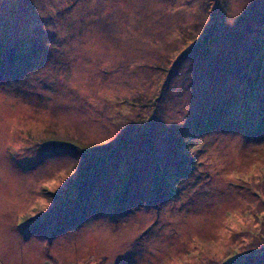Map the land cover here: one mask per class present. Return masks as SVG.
I'll use <instances>...</instances> for the list:
<instances>
[{
	"label": "rangeland",
	"instance_id": "1",
	"mask_svg": "<svg viewBox=\"0 0 264 264\" xmlns=\"http://www.w3.org/2000/svg\"><path fill=\"white\" fill-rule=\"evenodd\" d=\"M261 117L264 0H0V264H264Z\"/></svg>",
	"mask_w": 264,
	"mask_h": 264
},
{
	"label": "trees",
	"instance_id": "2",
	"mask_svg": "<svg viewBox=\"0 0 264 264\" xmlns=\"http://www.w3.org/2000/svg\"><path fill=\"white\" fill-rule=\"evenodd\" d=\"M260 119H261V120H259V122H261V123L257 122V123H258V125H260V124H261V125H262V124H264V118H263V117H261ZM263 126H264V125H263Z\"/></svg>",
	"mask_w": 264,
	"mask_h": 264
}]
</instances>
